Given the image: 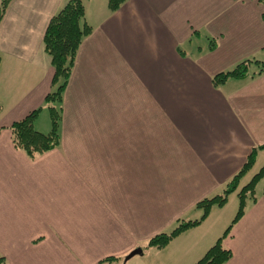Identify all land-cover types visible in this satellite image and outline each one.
<instances>
[{
  "label": "crops",
  "instance_id": "crops-1",
  "mask_svg": "<svg viewBox=\"0 0 264 264\" xmlns=\"http://www.w3.org/2000/svg\"><path fill=\"white\" fill-rule=\"evenodd\" d=\"M68 1L10 0L0 20L6 264H120L138 248L148 257L151 237L199 219L195 205L220 195L264 145V0H125L115 11L83 0L90 34L61 94L59 145L29 159L10 126L40 109L34 129H51L44 100L56 87L43 37ZM244 61V77L214 84ZM262 179L222 240L225 264H264ZM236 197L234 209L213 206L157 249L159 261L195 264L231 224Z\"/></svg>",
  "mask_w": 264,
  "mask_h": 264
},
{
  "label": "trees",
  "instance_id": "trees-1",
  "mask_svg": "<svg viewBox=\"0 0 264 264\" xmlns=\"http://www.w3.org/2000/svg\"><path fill=\"white\" fill-rule=\"evenodd\" d=\"M10 0H1L0 20ZM125 0H107L110 11H115ZM90 34V27L84 22L83 0H69L49 21L44 37L43 48L50 57L51 65L54 69L52 85L55 90L45 97V107L48 110L51 129L49 133L42 134L34 129L33 121L39 110L26 116L24 119L13 123L10 126L12 142L16 149L22 151L29 159L47 153L59 145V121L60 114L56 104L61 101V94L67 84L70 71L73 66L74 57L81 40ZM249 61H244L236 65L232 70L217 74L213 81L215 85L222 84L228 78L244 77L248 72ZM257 149H264V145L254 149L243 168L226 185L220 195L199 201L195 207L201 211L199 219L192 221H178L176 226L168 233H160L151 237L147 247L162 249L171 240L182 233L201 224L208 216L213 206L222 207L225 205L228 196L238 189L242 177L253 167ZM264 175V165L253 175L250 181L238 191V209L231 224L225 229L223 234L204 253L195 264H225L231 257L230 250L222 245V240L229 235L232 226L243 215L245 200L247 197L253 198L254 188L257 182ZM106 259L104 262L111 261ZM0 264H6V259L0 254Z\"/></svg>",
  "mask_w": 264,
  "mask_h": 264
},
{
  "label": "rangeland",
  "instance_id": "rangeland-1",
  "mask_svg": "<svg viewBox=\"0 0 264 264\" xmlns=\"http://www.w3.org/2000/svg\"><path fill=\"white\" fill-rule=\"evenodd\" d=\"M249 64V62H248ZM252 70H254V68H251ZM251 72V71H250ZM59 102H57L56 104V108L58 110L59 109ZM59 124H60V121H59ZM261 154V153H260ZM263 155V154H262ZM262 155L258 158L259 162H257V164L255 165V167L253 168L252 172L250 175H252L253 172H258L259 168L264 165V155L262 157ZM261 159V160H260ZM250 173V172H249ZM264 176V175H263ZM247 177V176H246ZM249 177L247 178H244L242 180V185L246 184L247 182H249ZM238 192V190H237ZM237 192L233 193V195H231L228 199H227V203L226 205L224 206L223 210H228V209H231L235 207V204H237ZM255 192L257 195H261L262 193H264V179H262L260 181V183L258 184V186L256 187L255 189ZM170 231V230H169ZM157 235V234H156ZM155 236V235H154ZM172 247H167L165 248L163 252H166V254H172L173 253V246L174 245H171ZM140 249V248H138ZM136 250V249H135ZM141 250V253L139 254H136V255H133V256H130V254L127 255L126 259L123 260L120 264H165V262H161V260L159 261V257H158V250L156 248H151L149 249L150 252H151V255L147 257V255L145 256L144 254V251L142 249ZM134 251V250H133ZM132 251V252H133ZM133 257V258H132ZM172 258H169L166 262V264H175L174 260H173V254L171 255ZM179 264H187V262L184 260V257L182 258V263L179 262Z\"/></svg>",
  "mask_w": 264,
  "mask_h": 264
},
{
  "label": "water",
  "instance_id": "water-1",
  "mask_svg": "<svg viewBox=\"0 0 264 264\" xmlns=\"http://www.w3.org/2000/svg\"><path fill=\"white\" fill-rule=\"evenodd\" d=\"M139 253H141V250L140 249H136L133 252H131L130 256H133V255H136V254H139Z\"/></svg>",
  "mask_w": 264,
  "mask_h": 264
}]
</instances>
